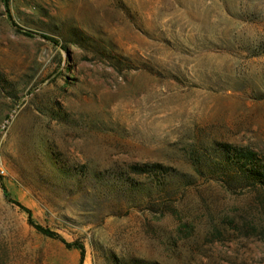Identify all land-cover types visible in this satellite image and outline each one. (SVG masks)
I'll use <instances>...</instances> for the list:
<instances>
[{
	"label": "rangeland",
	"instance_id": "1",
	"mask_svg": "<svg viewBox=\"0 0 264 264\" xmlns=\"http://www.w3.org/2000/svg\"><path fill=\"white\" fill-rule=\"evenodd\" d=\"M238 150L264 161V0H0V264H79L3 189L83 264H264Z\"/></svg>",
	"mask_w": 264,
	"mask_h": 264
},
{
	"label": "trees",
	"instance_id": "2",
	"mask_svg": "<svg viewBox=\"0 0 264 264\" xmlns=\"http://www.w3.org/2000/svg\"><path fill=\"white\" fill-rule=\"evenodd\" d=\"M10 20V18H9ZM11 21V20H10ZM12 26L16 28V26L11 22ZM21 32L20 30H18ZM22 34L26 37H31V33L29 32H22ZM46 41H51L45 37H42ZM53 44L55 42L51 41ZM235 157L237 159V163L239 164V173L243 178L247 179L248 181L252 180L254 183L258 184L264 190V161L258 159L257 155L250 151L246 150H238L235 152ZM133 173L137 175H144L146 173H157L158 171H161L160 166H152L150 168L144 166L141 168L134 167L132 168ZM4 196L7 199V201L19 209L22 213H24L27 217V223L28 225L39 235L50 239L52 241L58 242L66 249H75L79 252V264H83L84 261V248L82 245L78 243H67L65 242L60 236L55 234L54 232L44 229L41 226L35 224L32 220L31 213L28 209L23 207L20 203L11 200L8 195L6 194L5 190L3 189ZM262 207H263V217H264V198L262 201Z\"/></svg>",
	"mask_w": 264,
	"mask_h": 264
}]
</instances>
